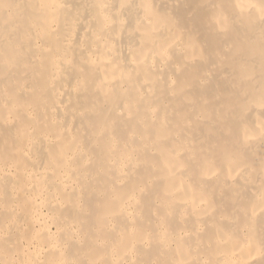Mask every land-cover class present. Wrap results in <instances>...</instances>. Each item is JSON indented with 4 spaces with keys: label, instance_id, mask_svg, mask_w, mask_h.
<instances>
[{
    "label": "bare ground",
    "instance_id": "bare-ground-1",
    "mask_svg": "<svg viewBox=\"0 0 264 264\" xmlns=\"http://www.w3.org/2000/svg\"><path fill=\"white\" fill-rule=\"evenodd\" d=\"M0 264H264V0H0Z\"/></svg>",
    "mask_w": 264,
    "mask_h": 264
}]
</instances>
